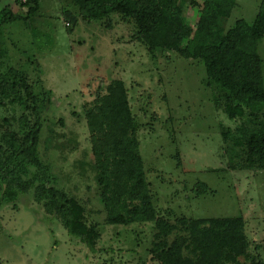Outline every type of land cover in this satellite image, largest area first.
<instances>
[{
  "label": "rangeland",
  "instance_id": "1",
  "mask_svg": "<svg viewBox=\"0 0 264 264\" xmlns=\"http://www.w3.org/2000/svg\"><path fill=\"white\" fill-rule=\"evenodd\" d=\"M191 1L186 0L185 15L195 24L199 13ZM261 2L237 0L225 29L241 18L253 22ZM7 5L17 14L27 11L16 0H0V7ZM65 10L79 14L70 0H41L33 28L17 19L3 33L10 65L46 99L41 159L57 185L85 206L100 238L91 251L31 190L14 204L0 205V264H159L149 252L155 222L110 225L98 196L86 112L116 79L125 82L140 122L137 135L157 215L173 223L182 217L244 216L249 253L264 259V172L228 167L221 125L235 128L239 120L214 107L203 65L174 51L150 53L136 39L133 22L117 14L68 26ZM258 51L264 71V39ZM6 116L18 121L20 110L0 107V134ZM199 183L208 185L207 193H197Z\"/></svg>",
  "mask_w": 264,
  "mask_h": 264
},
{
  "label": "trees",
  "instance_id": "2",
  "mask_svg": "<svg viewBox=\"0 0 264 264\" xmlns=\"http://www.w3.org/2000/svg\"><path fill=\"white\" fill-rule=\"evenodd\" d=\"M40 1L16 0L27 8L24 14L13 12L8 5L0 7V107H11L15 113L20 110L18 121L16 116L3 118L0 205L14 204L32 190L34 200L47 213L56 215L71 236L95 251L98 226L88 223L85 206L57 185L51 166L39 154L46 99L40 100L29 77L9 62L3 26L22 19L33 28L31 20L40 9ZM70 1L79 14L63 12L68 26L76 25L79 19L92 23L117 14L133 22L136 39L150 53L174 51L202 64L206 74L203 83L210 90L214 107L239 120L235 128L221 125L228 167L264 172V71L258 51V43L264 39V0L253 22L241 18L228 30L225 24L237 0H192L199 13L195 24L185 15L186 0ZM86 119L98 196L108 224L154 221L149 252L159 264H264V259L249 253L244 216L182 217L173 223L157 215L137 135L140 122L123 80H113L97 96ZM12 120L16 127H12ZM207 190L206 183L197 185L199 195Z\"/></svg>",
  "mask_w": 264,
  "mask_h": 264
}]
</instances>
